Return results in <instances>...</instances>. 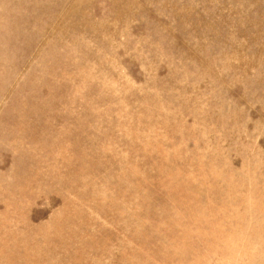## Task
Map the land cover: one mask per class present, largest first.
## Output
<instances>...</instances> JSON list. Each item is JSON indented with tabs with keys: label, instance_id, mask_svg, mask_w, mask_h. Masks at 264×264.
<instances>
[{
	"label": "rangeland",
	"instance_id": "rangeland-1",
	"mask_svg": "<svg viewBox=\"0 0 264 264\" xmlns=\"http://www.w3.org/2000/svg\"><path fill=\"white\" fill-rule=\"evenodd\" d=\"M0 264H264V0H0Z\"/></svg>",
	"mask_w": 264,
	"mask_h": 264
}]
</instances>
